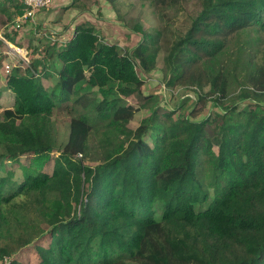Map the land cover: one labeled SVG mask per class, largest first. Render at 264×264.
<instances>
[{
  "label": "trees",
  "instance_id": "16d2710c",
  "mask_svg": "<svg viewBox=\"0 0 264 264\" xmlns=\"http://www.w3.org/2000/svg\"><path fill=\"white\" fill-rule=\"evenodd\" d=\"M147 1L157 45L122 53L82 23L65 45L5 76L14 105L0 115V261L24 264L13 256L33 245L41 264H264V48H254L264 0H195L179 32L182 0ZM161 49L166 88H192L196 104L210 103L201 120L194 108L173 117L188 95L162 121L146 106L152 95L143 97L135 68L151 72ZM133 94L150 111L130 129L136 109L123 98ZM57 108L73 114L60 144ZM72 243L83 255L75 261Z\"/></svg>",
  "mask_w": 264,
  "mask_h": 264
},
{
  "label": "rangeland",
  "instance_id": "374dc122",
  "mask_svg": "<svg viewBox=\"0 0 264 264\" xmlns=\"http://www.w3.org/2000/svg\"><path fill=\"white\" fill-rule=\"evenodd\" d=\"M182 1L186 14L174 20V29L178 32L186 27L187 17L198 10L195 0ZM25 12L29 13L28 18L21 23L19 28L13 26L17 30L15 33L11 30V25H13L17 17H20ZM82 23L92 26L102 42L118 46L122 53L132 49L142 41L148 42L151 46L157 42L155 39L157 37L158 23L153 14L152 7L147 0H115L114 4L106 0H52L50 6L37 10L26 8L18 0H0V40L7 39L5 34L16 38L17 36L19 37L18 43L14 44L15 46L10 41L11 45H2L0 42V115L4 109H10L14 105V93L7 89L5 82V76L8 73L4 72V66L7 64L11 69L17 65L21 69H25L28 67L32 57L41 58L46 54L47 46L59 48L69 42L74 37L75 27ZM136 25L137 28H135ZM3 32L4 35L2 34ZM7 46L9 48L13 47L17 54L13 55V50ZM254 48L257 53L264 48V35H262V41L258 42ZM34 50H37V52L32 53ZM248 51L253 53V48H249V50L246 48L245 53H249ZM236 52L233 47L228 51L227 56L237 57ZM47 65V68L43 72L44 75L53 72L50 63ZM162 68V49L156 54V66L151 72L143 74L138 66L135 68L138 76L142 79L141 92L143 97L152 95L151 100L146 103V106L149 109L153 107L157 108L161 121L163 114L170 110L169 106L172 107V105L176 104L179 99H182L186 95L191 97V101H187L184 104L181 108L182 111L178 108L175 109L173 117L182 112L188 114L189 110L194 108L196 113L195 119L201 120V118L213 111L209 108V102L205 104L201 103V105L196 104V92L192 88L174 87L167 89L165 84L166 79L162 75ZM40 71L41 67L38 68L37 75L40 74ZM34 75H36V72H34ZM244 75L245 73H242L241 78ZM40 80L44 87L48 86L49 80L47 78L42 77ZM204 91H207V88ZM123 101L136 109L133 118L127 124L128 128L135 129L141 120L149 114L150 110L140 106L143 100L137 98L136 94L124 97ZM243 106L244 104H239V107ZM71 116L73 114H68V112L62 111L61 108L53 111L51 121L57 126L55 135L58 144H60L59 141L63 143L65 140L67 124ZM58 125L60 126L58 127ZM102 125L103 122L95 124L97 128H101ZM205 129L209 134H212L214 125L208 124ZM144 139L151 145L148 135ZM213 149L215 152L217 151L216 147ZM52 155L54 156L56 153ZM91 157L99 158V154L91 153ZM26 160L27 158L24 156L19 159L21 163H24ZM84 164L94 166L97 162L85 160ZM51 167V163H47L43 166V172L50 173ZM6 168L15 170L17 177L20 175V169H18L17 164H11L9 161H6ZM205 169L206 165H202L203 172ZM203 185L205 187V180L203 181ZM40 246L47 247V244L42 240ZM71 248V258L75 261L77 256L81 255L82 249L73 243L71 244ZM34 250L33 245L26 247L13 256L15 257L14 261L23 262L24 264H41ZM7 261L8 259H4L0 261V264H7Z\"/></svg>",
  "mask_w": 264,
  "mask_h": 264
},
{
  "label": "built area",
  "instance_id": "2783aa9c",
  "mask_svg": "<svg viewBox=\"0 0 264 264\" xmlns=\"http://www.w3.org/2000/svg\"><path fill=\"white\" fill-rule=\"evenodd\" d=\"M26 8L28 9H32V10H37V9H44V8H47L48 6H50L52 4V0H19ZM28 14L27 12L23 13L20 17H18L14 22H13V26L15 28H19L21 23L26 19L28 18ZM5 42V40H2ZM9 44V43H6V45ZM11 45V44H9ZM8 47V46H7ZM9 48V47H8ZM9 49H12L14 54H17L15 53L13 47L12 48H9ZM9 65H5L4 66V72L8 73L9 72ZM6 259V258H5ZM7 260V259H6Z\"/></svg>",
  "mask_w": 264,
  "mask_h": 264
},
{
  "label": "crops",
  "instance_id": "0c3cea01",
  "mask_svg": "<svg viewBox=\"0 0 264 264\" xmlns=\"http://www.w3.org/2000/svg\"><path fill=\"white\" fill-rule=\"evenodd\" d=\"M4 40V39H3ZM0 42H1V44L2 45H5L6 43H9V41H7V40H5V42L4 41H2V40H0ZM10 44V43H9ZM13 44V43H12ZM14 45V44H13ZM15 46V45H14Z\"/></svg>",
  "mask_w": 264,
  "mask_h": 264
}]
</instances>
